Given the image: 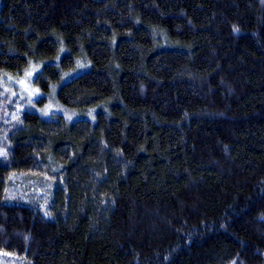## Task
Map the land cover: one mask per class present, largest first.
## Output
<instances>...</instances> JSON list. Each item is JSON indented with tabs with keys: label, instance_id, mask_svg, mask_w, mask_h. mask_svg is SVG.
Segmentation results:
<instances>
[{
	"label": "trees",
	"instance_id": "trees-1",
	"mask_svg": "<svg viewBox=\"0 0 264 264\" xmlns=\"http://www.w3.org/2000/svg\"><path fill=\"white\" fill-rule=\"evenodd\" d=\"M0 264H264V0H0ZM14 96V97H13Z\"/></svg>",
	"mask_w": 264,
	"mask_h": 264
},
{
	"label": "rangeland",
	"instance_id": "rangeland-1",
	"mask_svg": "<svg viewBox=\"0 0 264 264\" xmlns=\"http://www.w3.org/2000/svg\"><path fill=\"white\" fill-rule=\"evenodd\" d=\"M34 74L15 76L7 78L5 84L0 86L9 90L15 96L16 104L14 112L17 110L33 111L43 118L62 115L67 121L71 122L77 118L89 115L85 111H79L61 104L57 98L58 84L52 85L47 91L41 90L34 84ZM3 264V263H2Z\"/></svg>",
	"mask_w": 264,
	"mask_h": 264
}]
</instances>
